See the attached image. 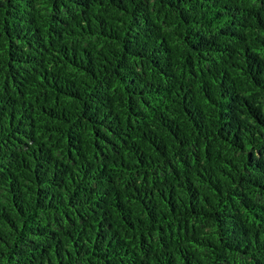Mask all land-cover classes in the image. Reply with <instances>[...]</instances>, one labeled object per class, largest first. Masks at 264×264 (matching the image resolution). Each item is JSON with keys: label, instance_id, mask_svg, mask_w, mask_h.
Wrapping results in <instances>:
<instances>
[{"label": "trees", "instance_id": "16d2710c", "mask_svg": "<svg viewBox=\"0 0 264 264\" xmlns=\"http://www.w3.org/2000/svg\"><path fill=\"white\" fill-rule=\"evenodd\" d=\"M0 264H264V0H0Z\"/></svg>", "mask_w": 264, "mask_h": 264}]
</instances>
